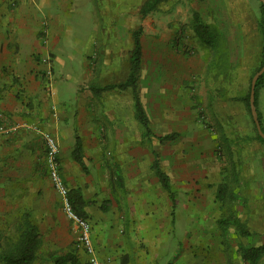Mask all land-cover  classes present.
I'll use <instances>...</instances> for the list:
<instances>
[{
	"label": "crops",
	"instance_id": "obj_1",
	"mask_svg": "<svg viewBox=\"0 0 264 264\" xmlns=\"http://www.w3.org/2000/svg\"><path fill=\"white\" fill-rule=\"evenodd\" d=\"M128 1L0 0V214L11 212L5 202L10 191L5 192L4 184L30 182L35 179L32 175L38 174L34 168L41 165L44 155L42 139L36 132L39 129L58 141L61 177L68 191L81 199L101 263L108 259L102 264H167L163 245L177 221L185 231L181 244L195 250L203 247L187 235L194 229L200 239L203 236V207L197 199L214 205L217 215L212 225L222 235L228 228L235 229L221 228L219 222L240 210L224 200L220 204V197L264 198V160L245 157L244 153L253 140L249 120L243 117L246 109L240 99L244 94L235 96L233 81L217 85L205 82L201 58L194 62L174 54L181 46L172 40L176 31L169 24L175 23L179 33L186 34L183 47L194 46L201 54H230L233 59L260 56L264 43L261 3L160 0L142 16L140 11L147 0ZM194 14L205 27L202 33L193 28ZM183 23L188 25L181 28ZM138 28L141 53L146 51L151 57L147 80L142 84L140 75L136 85L149 136L136 117L131 89L101 90L127 79L132 37ZM187 29L193 40L187 37ZM70 37L94 40L83 52L80 75L72 78L67 74L60 82L53 75L49 94L46 79L40 74L45 70L40 57H50L54 74V63L60 60L53 54L67 53L63 39ZM123 37L131 39L125 63L121 56ZM94 44L100 60L92 64L85 59ZM142 69L140 66L139 73ZM243 84L238 85L241 93ZM236 100L245 110L239 128L233 119ZM236 130L238 136L234 135ZM171 135L174 137L165 138ZM76 137L82 167L72 158ZM236 150L242 153L239 162L234 156ZM154 161L168 178L173 201L152 169ZM243 175L253 184L242 186ZM177 192L180 198H196L200 205L187 209L186 201L176 200ZM250 206L255 208L248 201L245 208ZM20 207L21 212H28L26 204ZM250 212L264 214L260 210ZM176 213L181 216L176 218ZM192 214L194 220L187 218ZM114 230L123 235H114ZM234 237L241 240L235 253L240 246L264 245L261 230L250 232L248 237ZM187 253V249L181 252L177 264H190L187 259L192 264L203 263L202 256L194 255L192 260ZM236 258L244 262L239 254Z\"/></svg>",
	"mask_w": 264,
	"mask_h": 264
},
{
	"label": "rangeland",
	"instance_id": "obj_2",
	"mask_svg": "<svg viewBox=\"0 0 264 264\" xmlns=\"http://www.w3.org/2000/svg\"><path fill=\"white\" fill-rule=\"evenodd\" d=\"M130 2L131 0L128 1V4H130ZM162 7L163 6H161V8ZM186 24L188 25V23L180 24V27H185ZM126 26L130 28L132 24L128 22L126 23ZM170 27L173 28L172 30L176 31V35L172 38V40H174L176 44L179 43L181 46L179 48L180 52L176 51L179 53H175V51L173 53L176 55L180 54L181 56H186L188 60H193L194 62H196L197 57L201 58L205 65V69L203 72V79L205 82L210 83L212 85H217L221 82L225 83L226 80H229L230 84H232L233 81L235 87V96L237 97L240 94H246L250 82V76L256 70L260 62L259 54L240 55L236 56L234 59L230 54H201L199 49L195 48L194 46H187L189 48H187L186 46L183 47L181 41L186 37V34L185 37L183 34H180V29L176 28V24L173 22L169 24V28ZM183 31L186 30L183 29ZM180 35H182L181 38ZM187 37L191 40L194 39L190 31L188 32ZM63 40L65 43L63 49L67 53L53 54L54 57L58 56V59L60 60L59 62L54 63V74L51 67L50 57L48 55L46 56L45 54L40 57V64L44 66V69H46V64H48L51 70V75L49 79L44 76L45 70L40 73L42 75V78L46 79V88L48 89L49 94L51 92L50 82L53 79V75L55 80L58 82L63 81V79L67 77V74H69L68 76L72 78L76 76L78 77L80 75L79 70L82 66V58L84 56L83 52L86 48L88 49L94 39H88L83 37H70L66 39L64 38ZM121 41L123 50L121 56L123 58V63H125L131 50V39H129L128 37H123ZM97 49V45L94 44L93 49L86 56L85 60L87 62L94 64L100 60ZM43 60H45L46 62H43ZM150 60L151 57L149 53H147L146 51L141 53L140 66H142L143 69L138 74V79L140 75H142V77H140V81L142 84L147 80V74L150 71ZM248 71H250L249 75ZM159 72H161V70ZM242 81L244 83L243 93H241L240 90L238 91V85ZM239 104L240 101L236 100V112L233 115V119L235 121L234 125L236 126V128H239V126L241 125V122L243 120L241 113L245 111L242 110V108H239ZM256 110L260 115L261 125L264 129V78L262 80V87L257 93ZM243 117L246 121L249 120V125L251 127L250 138L253 139L251 142L248 141L249 143H251L249 146L251 148L246 149L245 147V157L249 155L252 158L259 157L264 160V144L256 140V131L252 124V119H250L247 111L245 112ZM234 135L238 136V130H236V133H234ZM43 151L45 152L44 144ZM241 154L242 153H240L239 150H236L234 156L237 160L239 159L238 162L240 161ZM42 162L41 165H37V167L34 168L35 172H37L38 174H33L32 178L35 177V179L31 180L30 182H14L13 184H4L5 192L10 191V198L7 199L5 202L10 205L11 212H5L0 214V253L8 249L10 243H14L17 240L19 234L20 221L21 218L25 215L24 212L20 211V205L26 204V207L28 209L27 213L30 214L31 220L38 226V229L42 235V245L38 250V257L33 264H54L53 259L62 256L68 251H71L76 255L78 259L77 264H89L87 254L84 252L83 249L77 247L76 245V238L71 228V225L63 216L60 198L51 187L47 170L44 165V155ZM236 168L241 170V167H239L238 165H236ZM242 178V180H244L241 182L242 186L253 184L251 180H248L247 175H243ZM238 179H240V177H238ZM241 185L239 184L240 187H242ZM187 198H180L177 192L176 200L180 202L186 201L185 206L188 207L187 209H192L196 205L200 204L203 207V236L200 239L198 237V230L194 229H189L187 233L188 238L192 240L193 243L197 242L198 244L201 242L203 244V247L201 250L199 248L195 250L194 246H183L181 244V241L185 231L181 228L182 224L178 223L177 221L173 224L170 238H168L166 242L164 241L163 245L164 249L166 250V260H168L167 264H177V262L180 261L181 252L186 249L188 250L187 257L191 258L192 260L194 258V255L202 256V264H244V262L242 263L240 260H238V258H236L238 255V253H235L236 245L241 240L236 239L234 237L236 235L235 230H233V228H228L221 235V232L219 233L218 230L214 229L215 226L212 225V219H214L217 215L214 205H212L209 200L206 201L203 199L201 203L199 199H197L200 203L199 204L198 202L196 203V198H193V200H189ZM248 201L253 203V205H255V208L253 206H250V208H245L247 207ZM221 202L222 200L220 201V204H222ZM224 202L232 203L235 205L236 208H239L240 213L236 215L238 219L241 220V222L247 225V228H249L250 232L257 233L260 230L261 232L264 231V214L250 212L253 210H260L261 212L264 211L263 197H261L260 199L258 197L238 199L236 197L233 199H224ZM242 205L243 208L241 207ZM180 209H182V207L180 208L178 206L177 210L180 211ZM179 215L181 216L180 213H176V218H178ZM193 215L194 214H192V216H187V218L194 220ZM198 219L199 217H197V221ZM114 235L122 236L123 232L121 231L120 233L119 230H114ZM242 242L246 243L248 242V240H244ZM78 251H81V254H77ZM149 258L150 254L148 255V259ZM98 261L100 264H102L103 262H108V259H105L104 261H102V263L99 259ZM187 261L192 264L190 259H187ZM261 264H264V258L262 259Z\"/></svg>",
	"mask_w": 264,
	"mask_h": 264
},
{
	"label": "trees",
	"instance_id": "obj_3",
	"mask_svg": "<svg viewBox=\"0 0 264 264\" xmlns=\"http://www.w3.org/2000/svg\"><path fill=\"white\" fill-rule=\"evenodd\" d=\"M160 0H147L144 6L142 7L140 13L144 16L148 13L155 5V3ZM196 15L194 14V22L193 28L196 33H202L205 31V27L200 24V22L195 19ZM260 26L262 28V33L264 37V7L260 4ZM196 26V27H195ZM140 32L141 29L138 28L132 37L133 48L130 53L129 63H130V71L125 82L116 84V85H108L103 87L101 90H112L118 89L120 91L131 89L134 99L135 113L136 117L140 123V125L144 128V132L146 136L150 135V131L148 129L147 120L145 114L141 108L139 100L136 95V85L138 80V73L140 71V58H141V45H140ZM264 64V43L262 48V53L260 55V62L256 70L251 74L250 80L252 76L258 71V69ZM264 78V73L258 78L255 84V92H254V105L256 107V97L259 89L262 87V80ZM249 88L250 82L247 88L246 94L241 97V101L244 103L245 109L250 116L249 111ZM257 111V110H256ZM257 118L260 123V127L262 132L264 133V129L261 125L260 115L257 112ZM253 124V122H252ZM254 126V124H253ZM174 136H167L166 139L173 138ZM256 140L262 144H264V140L261 139L256 133ZM72 158L74 161L79 164L81 167L83 166L81 160V147L78 138L76 137L75 147L72 151ZM152 169L155 172L156 177L159 179L161 187L170 194V198L173 201L172 190L170 188V184L166 175L159 169L158 164L154 161L152 165ZM69 201L71 206L76 214L80 217L86 219V215L82 212L81 199L77 197L76 193L73 194L72 191H68ZM223 201L224 198L220 197L219 201ZM228 220V221H227ZM227 220H223L219 222V226L223 228L224 226H233L235 229V233L240 237H248L250 236V232L247 230V227L244 223H242L236 214H230ZM42 245V235L38 229V226L31 220L30 214L25 213V215L21 218L19 234L17 240L14 243H10L8 249L2 251L0 253V263L1 264H33L38 257V250ZM237 252L242 261L248 264H256L263 256H264V245L259 247L252 246H240L237 249ZM54 264H77L78 259L76 255L68 251L64 253L62 256L56 257L53 259Z\"/></svg>",
	"mask_w": 264,
	"mask_h": 264
},
{
	"label": "built area",
	"instance_id": "obj_4",
	"mask_svg": "<svg viewBox=\"0 0 264 264\" xmlns=\"http://www.w3.org/2000/svg\"><path fill=\"white\" fill-rule=\"evenodd\" d=\"M43 62L46 61L43 60ZM50 75V66L46 64L44 76L49 79ZM36 132L39 134L44 144V165L47 170L49 182L55 193L60 198L63 216L71 225V228L75 234L76 245L77 247L83 249L87 254L89 264H100L92 245L90 225L86 219L80 217L74 212L69 201L68 189L66 188L60 174V165L58 161V141L51 133L40 131L39 129H36Z\"/></svg>",
	"mask_w": 264,
	"mask_h": 264
},
{
	"label": "water",
	"instance_id": "obj_5",
	"mask_svg": "<svg viewBox=\"0 0 264 264\" xmlns=\"http://www.w3.org/2000/svg\"><path fill=\"white\" fill-rule=\"evenodd\" d=\"M261 5L264 7V0H259ZM264 73V64L258 69V71L252 76L250 80V88H249V111L252 122L254 124L255 131L257 135L264 140V133L261 130L260 123L257 118V111L254 105V92H255V84L258 78Z\"/></svg>",
	"mask_w": 264,
	"mask_h": 264
}]
</instances>
